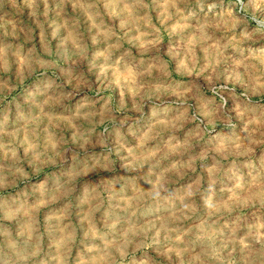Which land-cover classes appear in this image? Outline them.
Masks as SVG:
<instances>
[{
    "label": "clouds",
    "instance_id": "clouds-1",
    "mask_svg": "<svg viewBox=\"0 0 264 264\" xmlns=\"http://www.w3.org/2000/svg\"><path fill=\"white\" fill-rule=\"evenodd\" d=\"M0 264H264V0H0Z\"/></svg>",
    "mask_w": 264,
    "mask_h": 264
}]
</instances>
